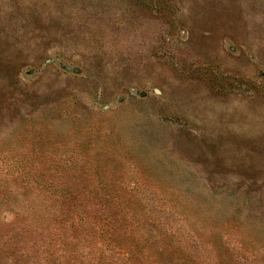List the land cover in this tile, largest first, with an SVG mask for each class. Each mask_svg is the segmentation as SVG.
Segmentation results:
<instances>
[{
  "label": "rangeland",
  "instance_id": "obj_1",
  "mask_svg": "<svg viewBox=\"0 0 264 264\" xmlns=\"http://www.w3.org/2000/svg\"><path fill=\"white\" fill-rule=\"evenodd\" d=\"M70 193L198 264H264V0H0V215L51 225L40 264L69 263Z\"/></svg>",
  "mask_w": 264,
  "mask_h": 264
},
{
  "label": "trees",
  "instance_id": "obj_2",
  "mask_svg": "<svg viewBox=\"0 0 264 264\" xmlns=\"http://www.w3.org/2000/svg\"><path fill=\"white\" fill-rule=\"evenodd\" d=\"M31 166V165H29ZM30 168V167H29ZM14 197H0V203H8ZM61 199V200H60ZM110 199L114 200L112 204ZM61 203L56 207V213L61 216V257L68 264H198L200 254L189 245L183 243H168L157 241L156 236H149L148 231L142 230L143 216L136 215L129 219L122 202L114 198L101 196L99 205L102 212L92 211L87 199L70 193L58 197ZM86 202H85V201ZM2 201V202H1ZM105 206V207H101ZM61 209V213H60ZM33 208L17 212V219L29 220L31 214L44 212ZM1 213V211H0ZM40 216V215H39ZM40 219V218H39ZM4 225L3 213L0 215V264H40L46 263L51 251V242L41 243L42 235L51 225L47 221H39L36 226H28L21 222H10ZM46 223V224H45ZM19 224L27 232L34 234L29 247L19 245L26 234L19 228ZM28 227H33L29 229ZM58 229V225L57 228ZM92 237L89 243L97 246H83V251L77 254V249H70L69 245L79 247L78 243ZM154 239V240H153ZM153 240V241H152ZM92 241V242H91ZM69 243V244H68ZM79 256V257H78ZM65 264V263H64Z\"/></svg>",
  "mask_w": 264,
  "mask_h": 264
},
{
  "label": "water",
  "instance_id": "obj_3",
  "mask_svg": "<svg viewBox=\"0 0 264 264\" xmlns=\"http://www.w3.org/2000/svg\"><path fill=\"white\" fill-rule=\"evenodd\" d=\"M64 68H65L66 70H73V71H75V72H78V71H79L78 68H76V67H72V66L67 65V64H64ZM141 94H145V93L142 92Z\"/></svg>",
  "mask_w": 264,
  "mask_h": 264
}]
</instances>
